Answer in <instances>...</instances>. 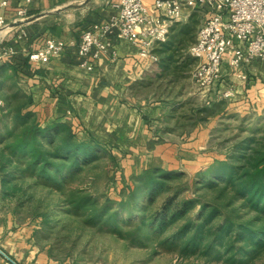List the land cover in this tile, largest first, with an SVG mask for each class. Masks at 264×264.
Instances as JSON below:
<instances>
[{
	"label": "trees",
	"instance_id": "trees-1",
	"mask_svg": "<svg viewBox=\"0 0 264 264\" xmlns=\"http://www.w3.org/2000/svg\"><path fill=\"white\" fill-rule=\"evenodd\" d=\"M194 30L187 23L171 26L168 39L156 45L159 59L151 66L152 75L178 76L181 53L194 42ZM3 98L9 107L14 106L13 121L21 128L20 134L9 132L14 139L8 146L12 154L27 155L26 168L60 181L65 171L80 170L97 158L98 140L77 139L65 121L42 124L29 107V95L18 90ZM17 98L21 102L13 105ZM227 143L222 158L214 159L190 179L182 180L179 169L149 166L120 189L117 199L103 196L99 204L91 193L78 188L70 205L87 210L89 221L110 225L132 244L141 245L148 239L157 246L176 249L183 257L251 264L264 254V134L252 130ZM10 161L0 151V170ZM128 207L129 218H124L121 214ZM123 222L130 224L123 228Z\"/></svg>",
	"mask_w": 264,
	"mask_h": 264
},
{
	"label": "rangeland",
	"instance_id": "rangeland-1",
	"mask_svg": "<svg viewBox=\"0 0 264 264\" xmlns=\"http://www.w3.org/2000/svg\"><path fill=\"white\" fill-rule=\"evenodd\" d=\"M205 14L201 9H193L186 20L176 23L193 26L195 40ZM187 48L181 53L183 64L177 72L178 79L168 76L162 82L146 80L136 85L135 103L142 110L150 132H161L162 137L170 138L171 144L184 145L187 141L178 136L180 132L193 129L202 120H214L213 136L209 140L216 153L212 159L222 158L227 151V140L233 136H244L252 130L264 134V88L257 90L258 100L253 106L238 109L220 97L206 103L190 78L195 59L187 53ZM16 91L14 80H10L1 94L13 96ZM3 97H0V151L11 161L0 170V242L12 248L18 257L28 262L47 258L64 264H222L194 256L183 257L176 249L157 246L148 239H142L141 245L132 244L115 234L110 225L89 221L87 210L70 205L76 189L91 193L99 204L103 196L117 199L120 189L142 171L140 163L144 160L139 156L117 157L111 146L99 141L97 158L90 164L77 171H65L60 181L42 177L26 168L27 155L12 154L8 146L14 139L9 132L17 135L21 128L13 121L14 106L9 107ZM158 101L181 107L165 112L161 122L154 111ZM20 102L17 98L12 104ZM158 141L151 139L146 145L150 148ZM179 170L183 172L182 180L199 171ZM129 210L128 207L121 216L129 218ZM129 224L123 222L120 226L126 228ZM251 264H264V254Z\"/></svg>",
	"mask_w": 264,
	"mask_h": 264
},
{
	"label": "crops",
	"instance_id": "crops-1",
	"mask_svg": "<svg viewBox=\"0 0 264 264\" xmlns=\"http://www.w3.org/2000/svg\"><path fill=\"white\" fill-rule=\"evenodd\" d=\"M117 1L33 0L25 19L16 16L17 5L12 4L5 14L8 25L0 28V97L10 80H14L16 90L32 98L29 107L43 124L65 121L80 140L106 142L117 157L139 156L144 160L140 163L142 168L200 170L216 157L209 144L214 120L197 122L193 129L180 132L178 136L187 141L184 145L171 144L170 138L162 137L161 132H150L133 96L134 87L146 80L162 82L163 78L178 79L177 76L165 72L161 76L152 75L155 72L152 68L140 65L136 48L115 36L110 37L112 49L94 62L92 70L79 64L77 44L84 28L107 20L116 12L112 4ZM48 36L64 40V52L46 63H30L28 52ZM8 47L14 49L13 54L3 53ZM224 79L234 82V96L227 99L230 103L238 109L253 106L258 100L257 90L264 88V62L248 68L246 81L227 73ZM223 86L224 82L216 86L211 99L218 97L217 92ZM156 105L154 111L161 122L165 112L168 114L180 106L162 105L160 101ZM151 139L159 141L148 148L146 143ZM0 264L64 263L47 258L28 262L0 242Z\"/></svg>",
	"mask_w": 264,
	"mask_h": 264
},
{
	"label": "built area",
	"instance_id": "built-area-1",
	"mask_svg": "<svg viewBox=\"0 0 264 264\" xmlns=\"http://www.w3.org/2000/svg\"><path fill=\"white\" fill-rule=\"evenodd\" d=\"M32 1L0 0V28L8 25L5 14L12 4L17 5L16 16L25 19ZM112 7L116 12L103 22L87 25L77 44L79 64L87 70H92L94 62L112 49L111 36L134 46L140 65L151 68L159 59L156 45L166 41L171 26L186 20L193 9L206 14L194 42L187 48L195 59L190 78L206 103L223 82L225 86L217 96H234V82L225 80L224 74L246 81L248 68L264 62V0H118ZM65 48L64 40L45 37L28 52V61L46 63L61 56ZM3 53L13 54L14 49L8 47Z\"/></svg>",
	"mask_w": 264,
	"mask_h": 264
}]
</instances>
